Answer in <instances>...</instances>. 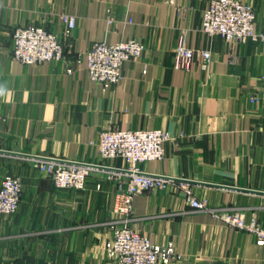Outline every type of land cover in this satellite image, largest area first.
<instances>
[{"label": "crops", "instance_id": "1", "mask_svg": "<svg viewBox=\"0 0 264 264\" xmlns=\"http://www.w3.org/2000/svg\"><path fill=\"white\" fill-rule=\"evenodd\" d=\"M211 1L0 0V151L96 166L85 191L60 190L38 159L0 153V184L6 176L22 183L18 212L0 215V264H120L105 245L117 219L115 176L126 163L102 161L92 145L110 129L164 130L165 159L141 170L191 182L170 180L164 191L137 195L134 230L172 245L174 264H264V246L224 219L239 210L264 228V45L201 32ZM239 1L254 9L264 33V0ZM62 13L77 21L66 45L71 59L97 42L144 44L117 86L93 82L86 62L69 74L60 63L11 57L16 28L60 33ZM180 39L209 51L210 61L197 56L188 71L176 69ZM188 191L207 209L192 208Z\"/></svg>", "mask_w": 264, "mask_h": 264}, {"label": "built area", "instance_id": "2", "mask_svg": "<svg viewBox=\"0 0 264 264\" xmlns=\"http://www.w3.org/2000/svg\"><path fill=\"white\" fill-rule=\"evenodd\" d=\"M173 3L174 0H168ZM60 33L44 27H18L13 34L11 57L23 65L46 62L63 64L69 74L86 62L90 79L104 89L117 86L124 78V65L141 57L144 44L137 39L109 44L97 42L84 53L71 59L66 45L77 28L76 18L67 13L59 15ZM256 13L251 6L239 0H212L203 12L200 31L212 37H220L234 45L249 41H261L264 33L256 30ZM205 63L211 59L209 51L188 47L183 39L175 49L174 67L188 71L195 57ZM169 134L162 129L119 130L110 129L99 134L92 143L97 147L102 161L122 159L126 167L115 176L117 192L112 212L117 218L111 225L112 237L106 242L105 254L120 264H174L179 256L172 245L158 246L132 228L135 197L144 192L164 191L170 179L146 175L140 165L162 161L166 156L165 145ZM83 163L38 161L37 168L48 175L57 189L85 191L92 168ZM22 183L17 177L6 176L0 184V215L13 216L20 207ZM187 203L196 210L207 209V202L200 201L188 191ZM224 219L232 226L246 230L256 237L257 244L264 246V228L249 223L245 213L230 211Z\"/></svg>", "mask_w": 264, "mask_h": 264}, {"label": "water", "instance_id": "3", "mask_svg": "<svg viewBox=\"0 0 264 264\" xmlns=\"http://www.w3.org/2000/svg\"><path fill=\"white\" fill-rule=\"evenodd\" d=\"M1 154H7V155H16V156H20V157H29V158H34V159H38L39 161H53V162H57V163H61V162H65V161H61V160H57V159H48V158H38V157H31V156H28V155H22V154H16V153H12V152H7V151H0ZM85 166H89V167H96V166H92V165H85ZM119 171V170H118ZM124 173H126V171H123ZM166 179H169L167 177H164ZM170 180H177V181H181V182H187V183H191L189 181H185V180H178V179H170ZM193 183V182H192ZM221 187V186H219ZM222 188H229L230 187H222ZM233 189V188H231ZM234 190H239V189H234ZM239 191H242V190H239ZM248 192H254V193H258V192H255V191H248ZM264 194V193H262Z\"/></svg>", "mask_w": 264, "mask_h": 264}]
</instances>
